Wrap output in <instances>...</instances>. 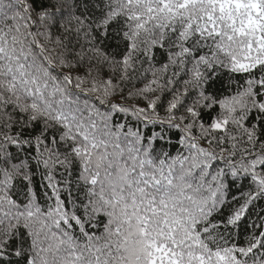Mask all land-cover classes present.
<instances>
[{
    "label": "snow or ice",
    "instance_id": "6c2138e0",
    "mask_svg": "<svg viewBox=\"0 0 264 264\" xmlns=\"http://www.w3.org/2000/svg\"><path fill=\"white\" fill-rule=\"evenodd\" d=\"M0 264H264V0H0Z\"/></svg>",
    "mask_w": 264,
    "mask_h": 264
}]
</instances>
